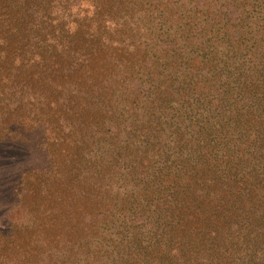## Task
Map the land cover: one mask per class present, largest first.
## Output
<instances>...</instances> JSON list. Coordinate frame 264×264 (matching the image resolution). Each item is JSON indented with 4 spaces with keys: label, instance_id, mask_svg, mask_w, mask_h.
<instances>
[{
    "label": "trees",
    "instance_id": "16d2710c",
    "mask_svg": "<svg viewBox=\"0 0 264 264\" xmlns=\"http://www.w3.org/2000/svg\"><path fill=\"white\" fill-rule=\"evenodd\" d=\"M4 145L0 264H264V0H0Z\"/></svg>",
    "mask_w": 264,
    "mask_h": 264
},
{
    "label": "rangeland",
    "instance_id": "374dc122",
    "mask_svg": "<svg viewBox=\"0 0 264 264\" xmlns=\"http://www.w3.org/2000/svg\"><path fill=\"white\" fill-rule=\"evenodd\" d=\"M4 148H6V145L0 146V152L3 154L0 155V230H7L6 233H8V224L15 219H22L20 217V212H15V210L11 206L12 196L9 192L10 187L8 184V181H11L12 183L14 175H16V172L19 170V167H16L15 162L17 160V156L22 155V161H24L26 164L37 163L38 161L31 158L29 159L24 156V150L22 145H19L14 150V147H10L8 149ZM15 152L18 153V155H16Z\"/></svg>",
    "mask_w": 264,
    "mask_h": 264
}]
</instances>
